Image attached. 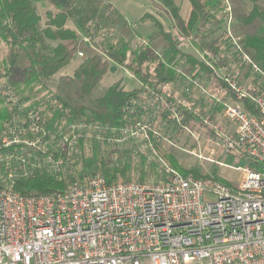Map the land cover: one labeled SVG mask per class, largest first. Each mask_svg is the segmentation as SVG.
<instances>
[{"label": "built area", "instance_id": "built-area-1", "mask_svg": "<svg viewBox=\"0 0 264 264\" xmlns=\"http://www.w3.org/2000/svg\"><path fill=\"white\" fill-rule=\"evenodd\" d=\"M222 4L225 38L262 91L251 92L231 74H220L221 68L219 75L228 87L221 96L209 90L206 79L180 72L190 80L185 87L188 94L198 92L201 101L221 106L231 126L194 108L214 131L209 136L211 150L264 164V70L243 48L241 36L233 33L232 3L222 0ZM173 34L180 47L185 45V37ZM199 55L217 71L219 58L214 52L205 48ZM182 97L178 104L192 109ZM46 121L40 110L0 78V152L54 146V133L43 140ZM75 129L71 126L64 132L61 143L72 150L80 136ZM44 161L51 163L49 157ZM161 162L170 172L161 182L110 183L96 175L74 183L61 195L40 197L14 191L12 185L23 172L8 168L0 175V264H264V170L216 161L241 173L233 186L215 178L183 175Z\"/></svg>", "mask_w": 264, "mask_h": 264}, {"label": "trees", "instance_id": "trees-1", "mask_svg": "<svg viewBox=\"0 0 264 264\" xmlns=\"http://www.w3.org/2000/svg\"><path fill=\"white\" fill-rule=\"evenodd\" d=\"M51 1L53 7L42 15L33 0H0V40L17 52L21 51L26 58L28 65L23 73V80L27 86L35 82L44 85L45 79L57 75L76 60L73 79L82 80L78 93L79 100H84L98 88L114 64L129 69L131 75L139 80L140 86L131 89L123 79H117L103 95L89 105L72 102L55 93L43 97L46 98L45 103L34 101L35 105L31 104V107L37 110L41 111L40 107L43 105L47 107L45 111H48L46 114H49L50 118L46 121L47 136L43 137V140H48L50 133H54L55 145H49L48 150L28 148L16 151L8 148L0 152V157L6 154L5 157H1L4 160L0 161V175L5 174L8 168L18 167L23 172L12 185L14 191L31 197L61 195L70 185L82 182L86 177L102 175L110 183L121 178L130 181L134 171L140 169L145 176L147 167L155 169L160 165L156 162L147 165L145 151L127 147L115 148L112 142L121 138L127 129L147 120L159 119L162 130L175 139H179L181 134L194 125H199L209 135H214V131L205 125L195 112V106L190 109L188 106L178 104L177 96L174 92H168L164 85L182 80L180 71L187 70L189 74H195L206 81L212 76L216 77L221 87L227 90V83L219 75L220 63H215L217 71H214L197 54L196 49H181L173 34L176 30L186 39L192 38L196 44L195 48L199 50L208 48L217 55L218 48L211 44L205 46L199 43L197 37L205 35L204 30L209 24L221 23L222 19L215 12L219 0H189L192 8L185 18L174 0H163L167 11L174 18L172 26L174 30H166L162 25H158L163 40L160 49L154 48L151 36L147 39L137 38L140 39L139 44L131 42L132 40L124 41L120 35L117 42L97 41L96 32L101 22L105 23L106 17L103 15L95 17L90 24L87 16L80 18L71 8L67 9L61 3ZM250 1L251 9L243 16L242 21L245 25L255 23L258 29L256 32L243 30L238 36H241L243 48L264 70V0ZM147 17L149 14H145L143 18ZM71 20L74 21L75 28L69 25ZM120 24L123 25V29L130 30L133 37L136 36L126 23ZM80 52L84 57L79 55ZM234 57L239 60L237 53H234ZM150 62H156L154 75L144 69L145 64L149 65ZM187 65L188 67H185ZM255 83L257 86H254L251 92L260 93L262 87L258 84L257 78ZM9 85L22 95L14 85L10 83ZM182 96L188 99L190 94L184 93ZM156 107L160 110L155 111ZM217 108L213 110L215 113ZM174 114H179L180 118L176 115L174 117ZM212 114L214 116V113ZM61 119H65L63 126L59 124ZM71 126H74L76 133L80 135L76 150L61 144L64 132ZM147 135L150 150L152 149L174 170L183 175L194 174L199 178H215L232 185L231 180L223 172L219 174L217 167L212 168L209 175H202L196 167L191 169L182 167L175 156L163 148L161 138L165 136L160 130L148 128ZM84 138H89L92 143V154L89 157L82 155ZM103 146L108 147L107 150L103 149ZM135 152L142 160L140 168L133 163L132 154ZM46 157L51 159V163L44 161ZM227 160L229 164L239 160L238 164L264 170V164L246 156L228 155ZM161 167L167 178L170 172H166L162 162L160 170ZM144 176L140 181H145Z\"/></svg>", "mask_w": 264, "mask_h": 264}, {"label": "rangeland", "instance_id": "rangeland-1", "mask_svg": "<svg viewBox=\"0 0 264 264\" xmlns=\"http://www.w3.org/2000/svg\"><path fill=\"white\" fill-rule=\"evenodd\" d=\"M54 1L61 3L65 8L67 7V9L71 8L73 11L76 12V15L80 18H84L85 16H87L90 19V21L88 22L90 24L93 23L92 20L95 17L101 15L106 17L105 23L101 22V26L96 32L97 41H105L106 43L108 41V43L117 42L118 36L120 35L122 36L124 41L128 40L129 42V40H132L131 42L139 44L140 39L137 38L147 39V36L155 34L153 35L154 48L160 49L161 46H163L162 36L160 34H157V32H154L156 30L155 28H153V25L151 24L152 22L142 27V35L140 33L135 32L136 36L134 37L130 30L123 29V25L120 24L124 22L130 29H132L136 26L137 21H139V19L143 17L146 13L155 14L156 11L161 10L160 2H163V0ZM177 1L179 0H176V3L178 4ZM182 1H180V5L178 4V6H180L181 8V13L184 12V9L182 8H185L184 3L186 2L184 1L183 3ZM33 2L40 14L42 15H44L46 10L53 7V2L51 0H33ZM230 2L232 3L233 9L231 24L233 33L235 35H240L243 30H250L252 32H256V30L258 29L257 24L253 23L251 25H245L242 21L243 16L246 15L251 9L252 2L250 0H230ZM215 12L217 13L218 17L222 19L221 23L209 24V26H207V28L204 30L205 35H203L200 39L198 38V41H200V43L205 46L207 44H211L218 48V62L221 65L219 67V70L222 68V70H220V74H223L225 72H227V74H231L235 79L240 80L243 84L247 86L248 89L251 90L254 86H257V84L255 83L256 76L254 75V73H252V71L248 70L245 65L240 62V60L235 59L233 46L225 38L224 29L227 28V19L223 9L222 0H219L218 9H215ZM163 13L166 12L164 11ZM116 14H118L119 16ZM166 17L162 16L159 19L162 24L166 26V28H168L169 30H174L173 27L169 26V20ZM117 18L120 21H117ZM171 19L172 21H174V18L171 17ZM69 25L73 28L76 27L73 20L69 22ZM175 31L176 30H174L173 33H175ZM194 44L195 43L193 42V39H187L185 41V45L182 44L180 48L185 50L193 49L194 46L196 47V45ZM76 62L70 64L69 67L65 68L57 75L45 79L44 85L42 83L35 82L27 86L23 80V73L25 69H27L28 65L26 58L21 53V51L17 52L16 50L9 47L5 42L0 40V78L19 89L25 101L29 104L35 105L34 101H43L45 103L46 98L43 97H46L49 93H55L56 95H60L66 99H69L72 102H78L80 104L89 105L91 103H94L96 98L103 95L108 90L110 85L117 79H123V82L127 84L128 88L131 89L140 86L139 80L131 75L129 69L125 68L124 66L114 64L112 66V69L105 76L104 80L100 83L98 88L84 100H79L78 93L81 89L82 80L77 78L73 79V70L76 67ZM146 65L147 63L145 64L144 69L154 75L153 73L155 71L156 62H150L149 65ZM185 67H188V65ZM185 72L189 73L187 70H185ZM180 74L182 75V73ZM181 78L182 80L178 82L168 83L164 85L165 89L168 92H174V94L177 96V99H180L184 93H188L183 87H187L190 83V80L187 77ZM206 82L210 91H213L217 95H224L225 90L223 86L221 87V84L219 83L216 77L209 78V80ZM182 98L185 99V97ZM185 100L190 101L189 103L191 105H194L196 108L199 107L204 112L214 113V119H216L220 125H223L225 127H231L230 124H228L223 108L218 105H212L210 103L211 101H201V97L198 92L193 91V93L190 94V97L188 96V99ZM215 107H218L216 113L213 111L215 110ZM40 108L41 112L44 113L47 118H50L49 114H46V112L48 111H45L47 109L46 105H43ZM155 109V111L160 110L159 107H156ZM147 121L138 123L135 126L127 129L125 133H122L121 138H118V140L112 142L114 145L113 147H127L135 149L136 151H145L144 153L146 154L148 162L147 165L150 162H156L161 166L160 157L157 156L152 149L150 150L151 145H149V141L145 132L148 128L151 130L153 129L155 131L160 130L161 134L165 136L161 138L164 146L163 148L168 152L172 153L177 159V162L182 167L186 169L196 167L201 171L202 175L211 174L212 168L217 167L219 169V174L221 175L224 173L231 180L230 182L233 186L240 182L241 173L239 171L224 165L217 164L216 161H222L225 164H229L227 160L228 154L218 149L215 152L214 150H211L212 146L210 144L211 142L209 141V136L211 135H209L205 129H201L199 125H194L193 128H190V130H187L185 133L181 134V136H179V139H175L170 137L162 130L161 125L159 124V119H156L155 121ZM59 124L60 126L65 125V119L59 120ZM84 139V151H82L83 153L79 151V153H82V155H86L85 157H89L92 154V143L89 138ZM107 148L108 147L103 146V149L107 150ZM132 155L133 163L136 167L140 168L142 166L140 165V162L142 161L141 158L138 154L136 155V152ZM209 158H212L213 161L209 160ZM238 162L239 160H236L232 163L233 165H241L238 164ZM160 166L159 168L155 169H150V167H147L145 176L142 174L141 169H137L138 171H134L135 173L130 176V180L140 181L141 177L144 176L145 181L161 182L165 179L166 176L162 167V170H160ZM120 180H124V178H121Z\"/></svg>", "mask_w": 264, "mask_h": 264}, {"label": "crops", "instance_id": "crops-1", "mask_svg": "<svg viewBox=\"0 0 264 264\" xmlns=\"http://www.w3.org/2000/svg\"><path fill=\"white\" fill-rule=\"evenodd\" d=\"M180 1H182V0H179V1H177L178 2V4L180 5ZM184 1H186L185 3H184ZM174 2H175V4H177L176 3V0H174ZM185 5H184V7L185 8H182V9H184V12L182 13V16L185 18V17H187L189 14H190V11H191V4H190V2H189V0H183L182 1ZM177 4V5H178ZM160 5H161V10H159V11H156L155 12V14H152V13H146V14H149V17H147V18H143V17H141L140 19H139V21H137V24H136V26L135 27H133L132 28V30L134 31V32H137V33H140L141 35H142V27L144 26V25H146V24H149V23H151L152 25H153V28H155V30L156 31H154V32H157V34H161V30H160V27L158 26V25H162L163 27H165V29L166 30H169L168 28H166V26H164L163 24H162V22L160 21V17H162V16H164V17H166V18H168V20H169V26H173V23H174V21H172V19H171V17H172V15H171V13H169L168 11H167V9H166V7H165V5L163 4V2H160ZM186 5H187V7H186ZM166 12V13H163V12ZM166 14V15H165ZM157 28V29H156ZM152 34V33H151ZM153 35H155V34H152V35H149V36H147V37H153ZM202 37V36H201ZM201 37H197V40H198V38L200 39ZM192 39V38H191ZM193 42H194V40H193ZM199 43H200V41H198ZM194 45H196V44H194ZM193 49H196V52H197V54H199V51H201V50H199V49H197V48H195V46L193 47ZM198 50V51H197Z\"/></svg>", "mask_w": 264, "mask_h": 264}]
</instances>
